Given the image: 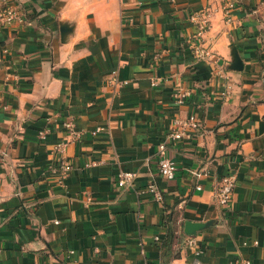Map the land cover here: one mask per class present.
<instances>
[{
  "label": "crops",
  "instance_id": "obj_1",
  "mask_svg": "<svg viewBox=\"0 0 264 264\" xmlns=\"http://www.w3.org/2000/svg\"><path fill=\"white\" fill-rule=\"evenodd\" d=\"M6 3L24 22L0 25V264H264V0ZM201 10L217 65L189 49ZM190 118L197 129L174 124ZM187 221L210 224L187 236Z\"/></svg>",
  "mask_w": 264,
  "mask_h": 264
},
{
  "label": "built area",
  "instance_id": "obj_2",
  "mask_svg": "<svg viewBox=\"0 0 264 264\" xmlns=\"http://www.w3.org/2000/svg\"><path fill=\"white\" fill-rule=\"evenodd\" d=\"M229 6V4H228ZM189 21L193 27V32L188 38V44L189 49L193 55V57L196 60L206 61L210 64L217 65V57L212 53L209 47L205 46L204 44V36L208 32L210 28V14L206 10L196 11L191 13L189 16ZM24 17L21 13H19L15 8L9 6L7 3L2 6L0 9V25L1 26H11L14 23L23 24ZM155 60H157V57H154ZM159 82V78H152L151 79V85L156 86ZM107 83L109 86L113 87L114 90H117L121 87L122 83L118 81L116 72H111ZM184 97L183 94L178 92L175 94V98L178 100L179 103H182V98ZM175 126H179L180 128L184 129V127H190L192 129H197V124L193 121L192 118L188 120V122H182V121H175ZM63 126L66 130L70 131L72 128L71 123L64 122ZM47 130H42L38 133V136L40 139H44L46 135ZM96 132H99V129L96 130ZM73 133V132H71ZM183 135L182 131H174L172 132L168 138L171 139H179ZM65 142H59L54 145L53 152L56 155H59L61 157L63 155V152L65 150ZM166 144L162 143L158 147V171L159 174L166 178V179H173L175 177V173L177 170L176 164L166 156ZM59 167L60 170L64 173L69 169L68 164L65 159L62 157L59 159ZM94 164V162L92 163ZM193 174L196 177L200 176L199 172H193ZM134 174L133 173H121L119 175V181L118 186L120 187H126L130 186L131 181L133 180ZM235 187V178L234 176L227 174L224 175L221 180L219 186L215 190L214 199L215 201L221 206L226 207L230 201H231V195L233 193ZM196 189H200L199 186L196 187ZM147 191H149L151 194H153L156 201H161L162 196L155 184H149L147 186ZM186 244L191 247L195 244L194 238H188L186 241ZM1 252V250H0ZM195 255H199V251L195 252ZM169 264H187V263H180L173 261ZM189 264H201L198 258H195L191 263ZM234 264H251V262L248 259H238L235 261Z\"/></svg>",
  "mask_w": 264,
  "mask_h": 264
},
{
  "label": "water",
  "instance_id": "obj_3",
  "mask_svg": "<svg viewBox=\"0 0 264 264\" xmlns=\"http://www.w3.org/2000/svg\"><path fill=\"white\" fill-rule=\"evenodd\" d=\"M208 224L210 223H194V222H189L187 221L184 224V233L187 236H194L196 234L197 231L202 230L203 228H205Z\"/></svg>",
  "mask_w": 264,
  "mask_h": 264
}]
</instances>
